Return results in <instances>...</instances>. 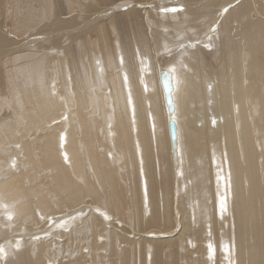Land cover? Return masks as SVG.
Listing matches in <instances>:
<instances>
[{"label":"bare ground","instance_id":"6f19581e","mask_svg":"<svg viewBox=\"0 0 264 264\" xmlns=\"http://www.w3.org/2000/svg\"><path fill=\"white\" fill-rule=\"evenodd\" d=\"M0 261L264 264V0H0Z\"/></svg>","mask_w":264,"mask_h":264},{"label":"water","instance_id":"95a60500","mask_svg":"<svg viewBox=\"0 0 264 264\" xmlns=\"http://www.w3.org/2000/svg\"><path fill=\"white\" fill-rule=\"evenodd\" d=\"M171 129H175V124L174 123H171ZM0 264H2L1 261H0Z\"/></svg>","mask_w":264,"mask_h":264},{"label":"rangeland","instance_id":"374dc122","mask_svg":"<svg viewBox=\"0 0 264 264\" xmlns=\"http://www.w3.org/2000/svg\"><path fill=\"white\" fill-rule=\"evenodd\" d=\"M179 226H180V223H179ZM180 229H181V227H180ZM149 256H150V254H149Z\"/></svg>","mask_w":264,"mask_h":264}]
</instances>
